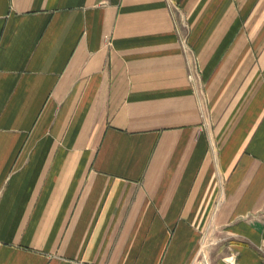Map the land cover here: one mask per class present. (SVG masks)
<instances>
[{"label":"crops","instance_id":"obj_1","mask_svg":"<svg viewBox=\"0 0 264 264\" xmlns=\"http://www.w3.org/2000/svg\"><path fill=\"white\" fill-rule=\"evenodd\" d=\"M264 264V0H0V264Z\"/></svg>","mask_w":264,"mask_h":264},{"label":"rangeland","instance_id":"obj_2","mask_svg":"<svg viewBox=\"0 0 264 264\" xmlns=\"http://www.w3.org/2000/svg\"><path fill=\"white\" fill-rule=\"evenodd\" d=\"M218 236L215 233H207L203 239V245L196 264H213V249L218 244Z\"/></svg>","mask_w":264,"mask_h":264}]
</instances>
